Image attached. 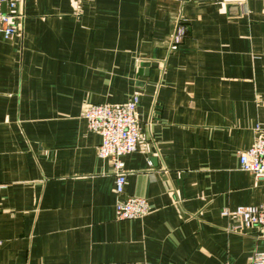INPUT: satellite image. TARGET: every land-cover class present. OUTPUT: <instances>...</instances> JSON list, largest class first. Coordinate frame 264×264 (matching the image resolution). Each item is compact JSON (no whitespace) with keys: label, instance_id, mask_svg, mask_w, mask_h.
Masks as SVG:
<instances>
[{"label":"crops","instance_id":"crops-1","mask_svg":"<svg viewBox=\"0 0 264 264\" xmlns=\"http://www.w3.org/2000/svg\"><path fill=\"white\" fill-rule=\"evenodd\" d=\"M13 13L16 34H0V264L264 252L262 232L222 216L264 202L238 158L264 128V0H19ZM134 95L122 198L150 212L118 221L111 163L82 116Z\"/></svg>","mask_w":264,"mask_h":264},{"label":"built area","instance_id":"built-area-1","mask_svg":"<svg viewBox=\"0 0 264 264\" xmlns=\"http://www.w3.org/2000/svg\"><path fill=\"white\" fill-rule=\"evenodd\" d=\"M18 1L0 0V34L5 39L14 36L17 32L13 12ZM180 34L177 32V36ZM138 104L139 97L134 95L128 102L120 105L88 106L82 116L87 129L100 137L98 157L111 163L116 198L114 212L118 221L139 220L150 212L145 199L122 198L127 175L122 158L136 151L139 140ZM238 158L241 171L264 182V128L262 135L250 148L241 152ZM228 215L240 220L241 224L236 227L237 230L257 228L264 235V202L260 206L240 207L231 213L227 211L222 213V216ZM246 264H264V252H254L248 257Z\"/></svg>","mask_w":264,"mask_h":264}]
</instances>
